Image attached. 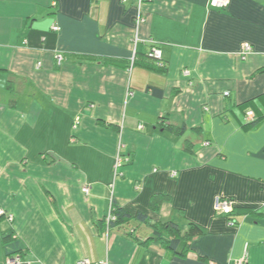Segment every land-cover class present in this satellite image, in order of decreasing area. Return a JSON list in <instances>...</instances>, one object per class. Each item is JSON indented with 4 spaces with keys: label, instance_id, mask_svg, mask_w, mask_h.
I'll return each mask as SVG.
<instances>
[{
    "label": "crops",
    "instance_id": "obj_1",
    "mask_svg": "<svg viewBox=\"0 0 264 264\" xmlns=\"http://www.w3.org/2000/svg\"><path fill=\"white\" fill-rule=\"evenodd\" d=\"M229 1L144 0L137 26L139 0H0V264H264V122L236 118L264 94V0ZM152 42L164 75L107 63ZM113 201L203 235L177 255L144 224L109 226Z\"/></svg>",
    "mask_w": 264,
    "mask_h": 264
},
{
    "label": "trees",
    "instance_id": "obj_2",
    "mask_svg": "<svg viewBox=\"0 0 264 264\" xmlns=\"http://www.w3.org/2000/svg\"><path fill=\"white\" fill-rule=\"evenodd\" d=\"M157 45V46H156ZM152 44L150 47V52L148 54H139L137 53L132 63L127 61H116L108 60L107 63L113 64L121 68L129 67V64L139 67L141 69L155 72L157 74L164 75L168 72V60L165 58L164 48L158 44ZM156 46L160 48L163 52L162 60H158L151 55V48ZM80 58V57H79ZM85 60H98L94 57H81ZM238 110L241 113V117L237 116L242 129L246 132H250L257 128L264 122V94L260 95L257 98L248 100L238 106ZM253 112L254 117L252 120H248V113ZM164 128L165 131L172 134L183 136L185 135L187 128L185 125L177 127L174 125H164V120L161 118L159 124ZM185 151L187 153L192 152V144L190 142L186 143ZM168 200V197H154L153 199V208L158 210L160 205ZM112 209V219L108 222L111 227H121L123 225L129 224L131 222H139L153 229V237L151 241H156L166 246L169 250L173 251L177 255H185L187 253L189 243L197 237L203 235L201 228L195 224H189L188 230L183 233L181 227L175 222H168L165 224H154L152 220L145 214L138 212L135 215L130 214L124 208L120 207L116 201H113ZM165 232L168 235V238H163L162 233Z\"/></svg>",
    "mask_w": 264,
    "mask_h": 264
},
{
    "label": "built area",
    "instance_id": "obj_3",
    "mask_svg": "<svg viewBox=\"0 0 264 264\" xmlns=\"http://www.w3.org/2000/svg\"><path fill=\"white\" fill-rule=\"evenodd\" d=\"M143 2H144V0H139V8L140 9H139V13L137 14V17L135 19L137 26H139L145 22V18L143 17L142 13L140 12ZM210 4H211V7H213V8L226 9V8H228L230 1L229 0H211ZM53 31L58 32V31H60V28L55 26V27H53ZM152 44L156 45L153 42H152ZM156 46H153L151 48V55L158 60H162L163 52L160 48H158ZM251 53H252L251 45L245 44L243 47V51L241 53L243 58H246ZM55 60H56L57 65L61 66L65 61L64 54L63 53H57L55 55ZM39 66H40V64H39ZM185 74L188 75L189 73L185 72ZM225 95L228 96L229 93H226ZM248 116H249L248 120H252L254 117L253 112L250 111L248 113ZM75 128H76V126H75ZM139 129H143V127L140 126ZM205 145H209V143H205ZM121 147H122V145H121ZM123 161H124V156L122 155V153H119L118 157L116 159V162H115V167H114V182L123 176V173H122ZM176 175H177L176 173H173L172 176H176ZM113 186H114V184H113ZM83 192L86 194H89L88 189H84ZM234 211H235V207H234L233 202L231 200L226 199V198L217 199L216 204H215V212L217 214L224 215L227 217H232ZM0 217H6L10 222H13V220H14L12 215H7L3 210H0ZM111 219H112V213L108 218V222ZM6 264H31V263L25 261L23 259V256L21 253H16V254L10 255L6 258ZM79 264H92V263L89 260H83ZM99 264H109V263L103 262V263H99ZM236 264H245V262L240 261V262H237Z\"/></svg>",
    "mask_w": 264,
    "mask_h": 264
}]
</instances>
